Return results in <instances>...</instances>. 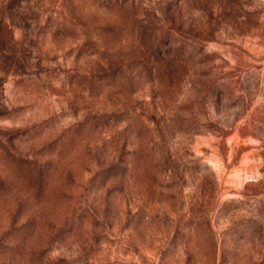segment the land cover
Wrapping results in <instances>:
<instances>
[{
	"label": "rangeland",
	"instance_id": "374dc122",
	"mask_svg": "<svg viewBox=\"0 0 264 264\" xmlns=\"http://www.w3.org/2000/svg\"><path fill=\"white\" fill-rule=\"evenodd\" d=\"M0 264H264V0H0Z\"/></svg>",
	"mask_w": 264,
	"mask_h": 264
}]
</instances>
